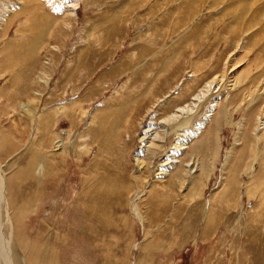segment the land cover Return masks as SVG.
Listing matches in <instances>:
<instances>
[{
    "label": "rangeland",
    "instance_id": "obj_1",
    "mask_svg": "<svg viewBox=\"0 0 264 264\" xmlns=\"http://www.w3.org/2000/svg\"><path fill=\"white\" fill-rule=\"evenodd\" d=\"M238 1L0 0L10 259L264 264V0ZM210 83L158 177L180 144L159 127ZM152 127L164 147L139 166Z\"/></svg>",
    "mask_w": 264,
    "mask_h": 264
},
{
    "label": "bare ground",
    "instance_id": "obj_2",
    "mask_svg": "<svg viewBox=\"0 0 264 264\" xmlns=\"http://www.w3.org/2000/svg\"><path fill=\"white\" fill-rule=\"evenodd\" d=\"M49 1L50 2L52 1L54 3L53 4V9L56 8V9H60L61 11H68V12H70V11H72L74 9V2L76 0H48V2ZM217 1H219V0H217ZM50 2L48 3V5H49L50 8H52V6L50 5ZM62 2H63V4L61 5ZM70 2L72 3V5H70L71 4ZM68 3H70V4H68ZM235 4L239 8V10H238L239 14L237 16L238 18H240L241 16L246 15L248 12L252 11V8H253V6L249 2V0H240V1L236 2ZM262 9L263 10H261L260 12H258V13L256 12L255 13V14H258L256 16H262L263 15V13H264V7ZM213 84L210 83L209 86H207L206 88H204L202 90V92L196 98L195 104L192 103V104H189L188 106L182 108L181 110H179L177 112V115H175V116L171 117V119H168L167 120V124H164L163 127L162 126L159 127V128H164V127L167 128L168 127V132H167V135H166V139H167L170 134L176 132L173 129V126L174 125H177L175 127L177 129H179V130H177V129L176 130L178 132H180V133H178V136H179V139L180 140L179 141L177 140L176 143H180V144L176 147L177 148V152L176 153L173 152V153H175L174 155L171 154V155L167 156V158H169V159H167V161L161 163V165L159 166V169H158V173H157V176L158 177L159 176L160 177H162V176L164 177V176L169 175L170 169L173 168V165L174 164H177L178 163V161H176L177 155L181 151H184V150H187L188 149V147H189L188 146L189 141L194 137V134H193V132H189L190 134L186 136L185 135L186 133L184 134L183 130H181V129H182V127L185 128V126L187 127L190 124L191 119H192L190 117H192L194 110L196 108L198 109L200 107L201 103L203 102L202 99H204L206 97V94L209 92V88H211ZM213 108H214V106H213ZM213 110H209L208 111V113L206 114V116L202 120V123L200 124V126H198L195 129V135H197V133H196L197 131L201 132L202 128H204V125L207 124V122L209 121V119L213 115ZM179 114L182 115V116L179 117ZM185 115L188 116L187 118H189V119L184 118ZM180 119H182V120H180ZM201 125H203V126H201ZM156 127L158 128V126H156ZM156 127L155 128L152 127L151 129H145V131L143 130L144 131L143 137L141 138V141H140L142 147L140 149V153L138 152L139 154H137V158L139 160L136 159L137 162L139 161V163H138L139 166H143V164H145L144 161L141 162V160L144 159V157H147V159H148V156L154 154L155 152H158V151L162 150L163 147H164V146L158 144L159 142L162 143V139H161V137H160V139H158V137L160 136V134H159V136H158V134L155 135ZM152 134H154V136H152ZM193 170H194V168L191 167L190 172L193 171ZM1 174L2 173L0 172V249H1V251H0L1 252V254H0L1 255L0 256V264H6L7 263V259H8L7 257H9V256H7V254H8L7 249L5 251L6 254L3 251V250H5L4 249V244H3L5 227H4V224H2V222H1V208L3 207V209H5L7 211V209H6V205L7 204L6 203L8 201V197H7V195H5V189L7 188V186H6V183L4 181V176H2ZM136 201H137V198H136ZM4 203H5V205H4ZM7 206H9V205H7ZM7 221H9V217H7ZM6 223H8V222H6ZM39 239H40V237H39ZM42 243H44V239L41 238V243H40L41 248H43ZM40 251L43 253V250L42 249ZM12 255H11V259L9 257V264H21L19 262V259L16 256H15L16 258H13ZM30 256L32 257L33 255L30 254ZM35 259L36 258H35V255H34V258L32 257V264H36L35 263ZM49 261H50L49 255L48 254H45L42 257V260H41V262L39 264H48Z\"/></svg>",
    "mask_w": 264,
    "mask_h": 264
}]
</instances>
